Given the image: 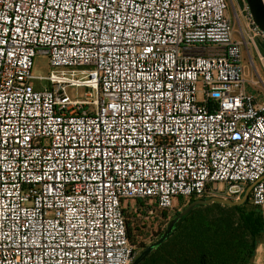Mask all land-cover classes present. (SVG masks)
<instances>
[{
  "label": "built area",
  "instance_id": "built-area-1",
  "mask_svg": "<svg viewBox=\"0 0 264 264\" xmlns=\"http://www.w3.org/2000/svg\"><path fill=\"white\" fill-rule=\"evenodd\" d=\"M254 53L246 0H0V264H132L138 201L149 221L252 186L264 214Z\"/></svg>",
  "mask_w": 264,
  "mask_h": 264
},
{
  "label": "trees",
  "instance_id": "trees-1",
  "mask_svg": "<svg viewBox=\"0 0 264 264\" xmlns=\"http://www.w3.org/2000/svg\"><path fill=\"white\" fill-rule=\"evenodd\" d=\"M193 201L195 199L190 203ZM249 205V200L239 206L218 202L198 205L168 231L174 220L171 219L164 241L140 264H254L263 244L264 214L261 209ZM137 207L140 210V201ZM129 209L125 210L127 234L132 245L141 247L137 259L153 243H140L144 234L135 222L137 214L132 209L133 216L127 214ZM162 216L166 217V212Z\"/></svg>",
  "mask_w": 264,
  "mask_h": 264
},
{
  "label": "rangeland",
  "instance_id": "rangeland-1",
  "mask_svg": "<svg viewBox=\"0 0 264 264\" xmlns=\"http://www.w3.org/2000/svg\"><path fill=\"white\" fill-rule=\"evenodd\" d=\"M241 6H244V0H234V6L239 9ZM231 9V15L233 20L235 21V25L238 28L236 18H235V12L232 4L230 5ZM254 62L256 65V68L258 69L260 75L262 78H264V71L262 69V66L259 62V59L257 58L256 53L253 55ZM243 66H244V74L246 79L249 81L251 79V71L253 69L250 58L246 50L244 49L243 53ZM51 71L50 67V61L47 56H37L34 59V67H33V74L36 76H48ZM255 78L258 80V78L255 76ZM248 91L254 94L259 93V89L255 88L254 86L248 84ZM79 94H84L86 92V89L81 88L79 90L76 89H69L70 95L74 96L76 93ZM188 205L185 204V201L183 199L180 200V202L177 204V207L174 210H171L169 212H166L167 216L163 217L161 215L160 218H153L150 219L149 221H145V219L142 216H136L135 217V222L137 223L138 227L142 230L143 232V237L140 238V243L145 244V245H150L151 243H154L157 239H162L165 235V229L167 227L168 222L171 219H174L175 216L177 215L178 212L183 211L185 207ZM249 207H254L251 204ZM128 208H131L133 211L138 208L137 203H130L128 205ZM129 209L127 214H132V210ZM133 216V214L131 215ZM141 251V247H137V254ZM254 264H264V239H263V244L260 246L258 249V255L256 257L255 263Z\"/></svg>",
  "mask_w": 264,
  "mask_h": 264
},
{
  "label": "water",
  "instance_id": "water-1",
  "mask_svg": "<svg viewBox=\"0 0 264 264\" xmlns=\"http://www.w3.org/2000/svg\"><path fill=\"white\" fill-rule=\"evenodd\" d=\"M246 2L249 5L250 12H251V15L253 17L254 22L256 23V25H258L264 31V2H263V0H246ZM251 189H252V186H250L247 189L244 198L241 201H238V202H235V201H232V200H225V199L218 198V197H213L211 199H199V200L193 201L183 211H181L178 216H176L174 218V220L171 222V224L169 226L168 231H171L173 226L175 225V223L180 218H182L185 215H187L193 208H195L198 205H210V204H213V203H216V202L222 203V204H225V205H230V206H239V205L245 204L250 198ZM166 236H167V233L164 235V237L160 241L151 244L142 253L141 256H139L137 259L134 260V262L132 264H140V262L142 260H144L157 245L161 244L164 241Z\"/></svg>",
  "mask_w": 264,
  "mask_h": 264
}]
</instances>
